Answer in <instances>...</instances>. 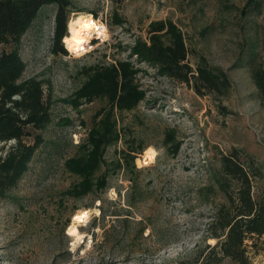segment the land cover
I'll return each mask as SVG.
<instances>
[{
  "label": "rangeland",
  "instance_id": "1",
  "mask_svg": "<svg viewBox=\"0 0 264 264\" xmlns=\"http://www.w3.org/2000/svg\"><path fill=\"white\" fill-rule=\"evenodd\" d=\"M69 1L64 52L52 44L53 5L40 9L19 42L22 78L41 81L52 121L0 200V264H169L213 245L220 155L264 165V98L248 67L264 70V0L258 12L247 0ZM77 14L101 19L99 38L73 31ZM157 22L174 24L189 63L219 69L226 87L198 96L141 62L133 47ZM117 63L139 93L135 106L81 96L94 71ZM67 158L66 165L97 167L73 172ZM262 189L264 178L255 179L253 194ZM85 213L76 240L72 218ZM244 242L247 258L264 264V234Z\"/></svg>",
  "mask_w": 264,
  "mask_h": 264
},
{
  "label": "trees",
  "instance_id": "2",
  "mask_svg": "<svg viewBox=\"0 0 264 264\" xmlns=\"http://www.w3.org/2000/svg\"><path fill=\"white\" fill-rule=\"evenodd\" d=\"M69 4V0H0V45L3 47L0 50V200L27 170L34 151L43 142L41 132L52 121L53 100L44 93L41 81L22 78L25 64L18 52L19 42L40 9L53 5L52 44L64 52L60 39L66 34ZM260 4L261 0H247L246 6L257 11ZM70 44L71 37L67 40L69 51ZM133 52L156 74L184 84L198 96L204 95L203 90L220 92L226 87L224 73L219 69L199 60L193 65L189 63L184 37L172 23H153L147 30L146 40L134 45ZM248 67L250 78L264 98V70L250 63ZM99 95L107 96L121 109H130L139 101L128 71L120 63L94 71L81 89L83 97ZM69 160L65 159L63 166L73 172L82 166L86 174L97 167L66 165ZM219 161L218 173L212 180L223 202L215 207L208 230L216 242L205 244L169 264H219L224 257L237 264H253L246 256L244 241L264 234V189L257 195L252 192L254 180L264 178V165H254L248 159L242 165L233 153L220 155Z\"/></svg>",
  "mask_w": 264,
  "mask_h": 264
},
{
  "label": "bare ground",
  "instance_id": "3",
  "mask_svg": "<svg viewBox=\"0 0 264 264\" xmlns=\"http://www.w3.org/2000/svg\"><path fill=\"white\" fill-rule=\"evenodd\" d=\"M95 25L96 23L93 21L90 15L77 14L76 18L73 16L70 20V27L73 29V31L79 33L84 40L89 34L94 32ZM77 217H80V215L75 214L73 216L70 225L71 234L76 240L79 238V231L77 230L78 223L83 221L78 220Z\"/></svg>",
  "mask_w": 264,
  "mask_h": 264
},
{
  "label": "built area",
  "instance_id": "4",
  "mask_svg": "<svg viewBox=\"0 0 264 264\" xmlns=\"http://www.w3.org/2000/svg\"><path fill=\"white\" fill-rule=\"evenodd\" d=\"M93 21L96 23L95 28H94V32H93V36L99 38L100 36L98 35L99 32H102V30L105 29L104 25L102 24V21L99 17L96 18H92Z\"/></svg>",
  "mask_w": 264,
  "mask_h": 264
},
{
  "label": "snow or ice",
  "instance_id": "5",
  "mask_svg": "<svg viewBox=\"0 0 264 264\" xmlns=\"http://www.w3.org/2000/svg\"><path fill=\"white\" fill-rule=\"evenodd\" d=\"M86 216H87V214L85 213V214H83L82 216L77 217V219L82 221Z\"/></svg>",
  "mask_w": 264,
  "mask_h": 264
}]
</instances>
